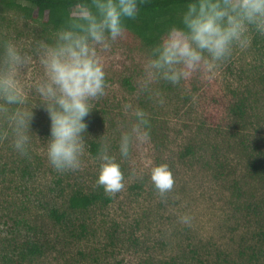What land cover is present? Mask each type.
Listing matches in <instances>:
<instances>
[{"label": "rangeland", "instance_id": "1", "mask_svg": "<svg viewBox=\"0 0 264 264\" xmlns=\"http://www.w3.org/2000/svg\"><path fill=\"white\" fill-rule=\"evenodd\" d=\"M249 35V47L234 46L211 71L202 69L179 85L154 82L150 92L141 87L150 49L129 33L113 42L100 53L107 87L91 102L90 136L78 171L58 173L49 165L44 141L50 118L42 107L33 109L30 130L39 138L32 134L30 157L12 148L11 136L0 139V264L2 254L20 259L12 244L35 230L46 238V248L20 264H264V243L255 239L264 230V178L251 167L254 158L264 157V35ZM54 38L22 9L0 10V55L6 40L33 55L20 70L22 83L40 73L32 43ZM240 100L246 103L244 118L231 111ZM137 107L150 119L151 140L134 143L129 159L121 160L119 134L135 122ZM106 139L121 162L125 188L109 205L67 209L74 189L98 188L97 161L88 146L95 141L101 148ZM160 163L175 180L163 198L148 176ZM246 201L261 205L258 215ZM52 208L66 211V223L53 220ZM182 215L192 218L190 225L180 222Z\"/></svg>", "mask_w": 264, "mask_h": 264}, {"label": "clouds", "instance_id": "2", "mask_svg": "<svg viewBox=\"0 0 264 264\" xmlns=\"http://www.w3.org/2000/svg\"><path fill=\"white\" fill-rule=\"evenodd\" d=\"M139 2L80 3L51 43H32L40 73L26 83L19 79L20 70L33 60L32 53L12 40L4 41L0 55V124L4 130L0 139L11 136L12 148L30 157L35 133L30 130L33 109L42 107L50 118V133L44 141L49 165L58 173L80 170L87 149L85 137L90 136L85 118L94 109L91 102L102 97L107 87L100 53L110 51L112 43L123 38L125 18H136ZM253 30L264 35V0H189L180 24L170 26L151 48L141 87L150 92L154 82L179 85L202 69L211 71L231 56L234 46L249 47ZM132 115L135 122L119 134L121 160L129 159L134 143L151 140L147 113L137 107ZM109 147L106 139L97 153L95 184L114 195L125 188V175ZM148 176L162 198L173 190L174 176L166 163L153 165ZM191 219L189 215L179 217L185 225H190Z\"/></svg>", "mask_w": 264, "mask_h": 264}, {"label": "trees", "instance_id": "3", "mask_svg": "<svg viewBox=\"0 0 264 264\" xmlns=\"http://www.w3.org/2000/svg\"><path fill=\"white\" fill-rule=\"evenodd\" d=\"M82 2L91 4V0H0V10L11 7L20 8L30 19L40 22L45 31L56 33L59 28L67 26L69 16L74 14L70 9L78 6ZM188 2L189 0H140L138 5L139 11L136 18H125V33L133 35L139 39L144 46L151 50V48L159 42L161 37L165 35L170 26L180 24L181 16L186 10ZM127 85L130 86L129 83H127ZM231 111L244 118L246 103L240 100L232 106ZM100 149L98 142L90 141L88 151L92 157L96 158ZM192 151L193 149L191 147L186 148V153H192ZM251 167L254 174L264 178V157L259 159L254 158ZM29 168V162L21 168L23 176L29 174ZM113 200L114 196L106 194L99 186L89 191L76 188L68 196L67 209H71L72 211H83L92 205H109ZM246 207L247 209L252 208V213L258 215V208L261 207V205L257 203L249 204L246 201ZM50 215L57 223L62 224L67 221V213L65 210L61 211L58 208H52ZM80 227L81 231L85 230L83 224H81ZM255 239L257 243H264V230H259L256 233ZM15 240L16 242L12 244V248L14 249L13 251L16 250V254L20 256V259L10 256L9 254H2L3 264H20L21 259L31 258L43 253V250L46 248L45 245H47V242H45L46 238L40 236V232L36 230L33 231L31 235H26L20 241L17 239ZM257 256L252 255V258Z\"/></svg>", "mask_w": 264, "mask_h": 264}]
</instances>
